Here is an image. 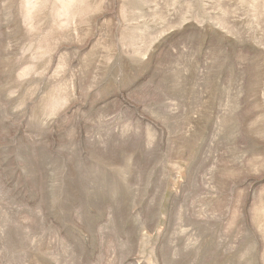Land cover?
<instances>
[{
  "label": "rangeland",
  "instance_id": "374dc122",
  "mask_svg": "<svg viewBox=\"0 0 264 264\" xmlns=\"http://www.w3.org/2000/svg\"><path fill=\"white\" fill-rule=\"evenodd\" d=\"M0 264H264V0H0Z\"/></svg>",
  "mask_w": 264,
  "mask_h": 264
}]
</instances>
